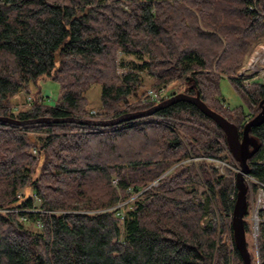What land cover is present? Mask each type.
I'll list each match as a JSON object with an SVG mask.
<instances>
[{
    "label": "trees",
    "instance_id": "trees-1",
    "mask_svg": "<svg viewBox=\"0 0 264 264\" xmlns=\"http://www.w3.org/2000/svg\"><path fill=\"white\" fill-rule=\"evenodd\" d=\"M126 1L128 11L103 0H0V117L109 120L152 107L169 95L142 102L148 89L176 84L188 95L198 91L241 131L264 98V88L245 89L234 79L248 45L264 37V0ZM118 54L137 62H119ZM225 77L246 119L220 101ZM45 79L58 86L51 106L38 86ZM94 85L96 112L86 95ZM18 94L26 95L25 107L16 110ZM42 131L44 138L35 136ZM250 135L260 146L247 162L249 175L264 185V122ZM225 148L217 124L187 101L111 128L0 124V264H243L230 225L232 175L206 161L181 164L219 159ZM259 218L264 264V210Z\"/></svg>",
    "mask_w": 264,
    "mask_h": 264
},
{
    "label": "water",
    "instance_id": "water-1",
    "mask_svg": "<svg viewBox=\"0 0 264 264\" xmlns=\"http://www.w3.org/2000/svg\"><path fill=\"white\" fill-rule=\"evenodd\" d=\"M79 17L81 16H78L77 18ZM179 101H187L195 105L202 114L217 124L224 134V140L230 155L239 164L240 171L235 176L236 198L231 212L230 225L233 243L235 249L240 255L243 264H251L249 252L247 250L244 229V218L247 214V187L244 184L242 175L248 174L250 172L247 161L253 157L260 146L257 139L250 135V132L253 127L259 126L264 122V98L258 104L259 112L243 125L241 131L238 130L236 125L208 108L201 101L198 91L195 92V95H188L184 92H179L164 99L161 102H158L146 110L125 113L109 120L78 119L74 117H44L30 120H17L14 118L0 117V124L16 127H27L41 124H74L87 128H111L119 126L123 123L151 117L158 111ZM29 140L31 143H35V140L31 135L29 136Z\"/></svg>",
    "mask_w": 264,
    "mask_h": 264
},
{
    "label": "rangeland",
    "instance_id": "rangeland-1",
    "mask_svg": "<svg viewBox=\"0 0 264 264\" xmlns=\"http://www.w3.org/2000/svg\"><path fill=\"white\" fill-rule=\"evenodd\" d=\"M45 1H47L48 3H56V4H61V5H67V6L70 5V0H45ZM137 1L139 2L141 0H137ZM102 4L105 5V6L116 5L117 7L125 9L126 11L129 10V2H127L126 0H103ZM260 40H258V41H260ZM257 42L250 43L248 45V47L246 49L245 60L247 58V51L249 50V48H251V46H253ZM120 58L123 60V62L125 64H130L132 62H137V61H135V58L130 56V55L118 54L117 60L119 62L121 60ZM123 67H124L123 69H118V73H121V72L125 71L128 68V66L127 67L123 66ZM38 84H39L38 86L41 89V92L43 93V95L45 97L44 98L45 99L44 103H46L47 105H50V106L53 105L58 99L57 98L58 97V86L56 84H54L52 81H49L48 79H45V81L44 80H40ZM150 86H151V84H149V81H147L146 85H145V87L143 88L142 91H144L145 88H148ZM181 89H182V86L176 85V84L172 85V86L170 85L169 87H167V91L168 92L170 91L171 93L172 92L179 93ZM34 91H36L35 87H33V92ZM219 92H220L219 99L226 106L225 108L228 107L229 110H234V109H237V108H241L243 110V112L245 113L244 117L246 119L247 115L249 114V111L246 109V106L244 105L243 101L241 100L240 96L238 95V92L235 89L234 85L231 83V81L227 77L222 78L220 80V82H219ZM86 95H87V98H88V101H89V107H91V109H92L91 111H95L96 112L97 108L100 105V87L97 86V85H94V86L90 87L88 89ZM25 96H26L25 94H18V96H16L15 98L12 99V102L14 104L16 103V105H17V106L15 105V107H18V108H16V110L20 109L21 107H25V104H24L25 103L24 102L25 101L24 100ZM142 98H143V96H142ZM135 101L136 100H134V99L132 100V102H134V103H135ZM250 113H251V111H250ZM143 119H146V118H143ZM136 121L137 120H135V122ZM45 135H46V131H42V132H40L38 134L35 133V136H38V137H41V138H44ZM212 137H213V135H212ZM34 140H35V138H34ZM221 143H222V146H223L224 145L223 142H221ZM33 150L34 149H32L31 152H30L31 155L35 159H38L36 150H35V153L32 152ZM223 152L224 153L222 154V156L219 159L212 158V157H202V156L189 157L185 161H183L181 164L188 165V164H191V163H195L197 161H206V162H208L209 165L214 166V168L217 169V171L219 172L220 175H225L226 172H229L232 175L233 180H234V184H235V175L239 171L238 163H236L232 159L227 147L225 148V150ZM212 159H215V160H212ZM175 167L176 166H174L171 169H169L168 171H166L160 178H162V177L166 176L167 174H169V172H171ZM37 174H38V170L34 174V177L37 176ZM160 178H158V180ZM156 182L157 181L153 182L152 186L156 185ZM254 184H258V183L253 177H251L250 175L245 176V185H246L247 191H248L247 195H246L247 196L246 197L247 206H248L247 209H248L249 213L245 216L244 220L250 226L249 232L246 234V242H247L248 252H249V254L253 255V258H254L253 264H258V253H257L258 230L255 231L254 226H253L252 211H253L254 206L257 203V196H258V194L261 193L259 190L262 189V188L258 184V187L256 189H254V187H253ZM198 191H199L200 194L203 193V189L202 188H198ZM23 194H24L23 190H22V192L18 193V195H21V196H23ZM196 200H199V198L197 197ZM119 204H121V203H119ZM3 211L7 212L6 209L3 210ZM220 214H221V212H220ZM221 215L223 216V218L226 219V222H229V221H227L228 219L226 218L227 215H225L224 213H222ZM206 221L207 220H204L203 222L201 221V224L205 225ZM230 223H231V218H230ZM25 227L28 228V229L36 230V227L34 225H32V224H29V223L26 224ZM255 228H256V226H255ZM228 238H229V234H226V235H224L222 237V241L226 242V244H229L230 240Z\"/></svg>",
    "mask_w": 264,
    "mask_h": 264
},
{
    "label": "built area",
    "instance_id": "built-area-1",
    "mask_svg": "<svg viewBox=\"0 0 264 264\" xmlns=\"http://www.w3.org/2000/svg\"><path fill=\"white\" fill-rule=\"evenodd\" d=\"M234 79L238 81L241 87L248 89L252 86H258L264 88V38L255 43L247 52V58L244 64L236 72ZM175 92H168L166 86H160L156 89H148L141 99L142 102H157L167 95L172 96ZM28 104H30L28 100ZM35 153V150L32 151ZM215 160V159H212ZM262 189L257 196V203L252 211V221L255 231L258 230V223L260 221L259 212L264 210V185L257 182ZM112 185H116V180H112ZM135 195L134 197H136ZM133 197V198H134ZM125 203L118 204L115 208H121ZM13 211L18 213V210H7V212ZM5 212V211H3ZM24 220V217H21ZM37 226H40L37 223ZM256 226V228H255Z\"/></svg>",
    "mask_w": 264,
    "mask_h": 264
},
{
    "label": "bare ground",
    "instance_id": "bare-ground-1",
    "mask_svg": "<svg viewBox=\"0 0 264 264\" xmlns=\"http://www.w3.org/2000/svg\"><path fill=\"white\" fill-rule=\"evenodd\" d=\"M262 39H263V38H262ZM249 49H250V48H249ZM247 52H248V51H247ZM12 97H13V96H12ZM231 157H232V156H231ZM232 159H233V158H232ZM233 160H234V159H233ZM234 161H235V160H234ZM235 162H236V161H235ZM247 162H248V161H247ZM236 163H237V162H236ZM238 166H239V164H238ZM239 171H240V167H239ZM239 171H238V172H239ZM238 172H237V173H238ZM237 173H236V174H237ZM249 174H250V172H249L248 174H243V175H242L243 180H244V184H245V176H248ZM235 176H236V175H235ZM247 192H248V191H247ZM246 195H247V194H246ZM246 197H247V196H246ZM260 230H261V229H260ZM246 245H247V242H246ZM247 250H248V248H247ZM249 256H250V255H249Z\"/></svg>",
    "mask_w": 264,
    "mask_h": 264
}]
</instances>
